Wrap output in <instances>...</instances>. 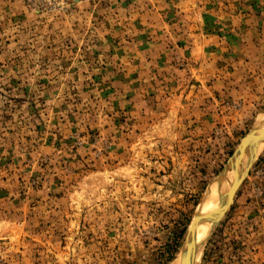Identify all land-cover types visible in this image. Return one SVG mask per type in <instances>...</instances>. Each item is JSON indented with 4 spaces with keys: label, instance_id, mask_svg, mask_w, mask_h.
Returning <instances> with one entry per match:
<instances>
[{
    "label": "rangeland",
    "instance_id": "obj_1",
    "mask_svg": "<svg viewBox=\"0 0 264 264\" xmlns=\"http://www.w3.org/2000/svg\"><path fill=\"white\" fill-rule=\"evenodd\" d=\"M263 112L264 0H0V264H178ZM244 169L195 264H264Z\"/></svg>",
    "mask_w": 264,
    "mask_h": 264
},
{
    "label": "water",
    "instance_id": "obj_2",
    "mask_svg": "<svg viewBox=\"0 0 264 264\" xmlns=\"http://www.w3.org/2000/svg\"><path fill=\"white\" fill-rule=\"evenodd\" d=\"M260 125L261 124H260L259 116H258L257 119L255 120L254 124L247 131L244 138L241 140L240 144L231 153V155L229 156V158L225 162L224 166L221 168V170L218 172V174L213 179V181L210 185L211 186L210 190L208 193H211V191L213 189H217L219 187V185H221V183H222V181H223V179H224V177L228 171L235 172V170L237 169V164H238L237 162L240 158H242L243 156H247V157L254 156L255 157L258 154L259 150L264 145V137L258 138L259 133L262 131V127H259ZM254 157L250 158L245 165H247L249 163V161H251ZM245 165H244V168H245ZM244 172H246V169H243V172L241 174H243ZM233 183H235V181ZM231 185H230V187H231ZM229 190H230V188H229ZM228 196H229V192H228ZM208 198H209V194L205 195L203 202L207 201ZM222 202H223V197L221 195V196H219L218 206H217V208H215V210L208 212L207 214H202L200 212L197 213L195 220H194V222H193V224H192V226H191V228L187 234L185 242L183 244L181 254H180V258H179V264H193V258H195V256H192V252L194 251V249L191 252V250L188 251L187 248L190 245H192V243L194 242V240L196 238V230L200 224H202L204 222H209V223H212V222L215 223L216 222L217 223L218 218L223 211L224 203H222ZM218 212H219V214L217 215ZM213 228H214V225L210 228L209 236L206 238V240L203 241L202 245L199 246L200 249L207 242L208 238L210 237V235L212 233ZM196 255H197V253H196Z\"/></svg>",
    "mask_w": 264,
    "mask_h": 264
},
{
    "label": "bare ground",
    "instance_id": "obj_3",
    "mask_svg": "<svg viewBox=\"0 0 264 264\" xmlns=\"http://www.w3.org/2000/svg\"><path fill=\"white\" fill-rule=\"evenodd\" d=\"M259 121L261 124L259 127H262V131L259 133L258 138H263L264 137V112L259 115ZM252 157H254V156H251V157L243 156L242 158H240L238 160L237 169L235 170V172L228 171L227 174L225 175L221 185H219V187L217 189H213L214 191L212 190L211 193H209V199H208L207 203L205 204V206L200 210V213L207 214L208 212L215 210V208H217V206H218L219 196H221V195L223 197L222 203H225V201L231 195L230 194L228 196L230 185L237 179V177H239L241 175V173L243 172V169H244V165ZM209 190H210V188H209ZM218 214H219V212L217 213V215ZM213 224H214L213 222L212 223L204 222L197 227L196 238H195L194 242L192 243V245H190L187 248V250L188 251L191 250V252L194 249V251L192 252V256H195V258H193V264L195 263V260L199 254V250H200L199 246L202 245L203 241L206 240V238L209 236V232H210L209 228L212 227ZM208 230H209V232H208ZM207 232H208V234H207ZM196 253H197V255H196Z\"/></svg>",
    "mask_w": 264,
    "mask_h": 264
},
{
    "label": "built area",
    "instance_id": "obj_4",
    "mask_svg": "<svg viewBox=\"0 0 264 264\" xmlns=\"http://www.w3.org/2000/svg\"><path fill=\"white\" fill-rule=\"evenodd\" d=\"M81 1L84 0H23V4L32 12H64Z\"/></svg>",
    "mask_w": 264,
    "mask_h": 264
},
{
    "label": "crops",
    "instance_id": "obj_5",
    "mask_svg": "<svg viewBox=\"0 0 264 264\" xmlns=\"http://www.w3.org/2000/svg\"><path fill=\"white\" fill-rule=\"evenodd\" d=\"M137 72H140L141 73L142 71L139 69V70H137Z\"/></svg>",
    "mask_w": 264,
    "mask_h": 264
}]
</instances>
